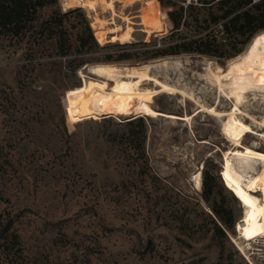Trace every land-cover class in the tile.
<instances>
[{
	"label": "rangeland",
	"instance_id": "374dc122",
	"mask_svg": "<svg viewBox=\"0 0 264 264\" xmlns=\"http://www.w3.org/2000/svg\"><path fill=\"white\" fill-rule=\"evenodd\" d=\"M154 3L58 0L63 12L83 11L101 47L79 50L73 34L66 56L37 29L0 34V213L13 219L16 234L0 240V264H264V238H239L244 208L221 178L226 161L238 168V155L264 153V86L242 94L233 117L248 131L235 147L223 134L229 117L207 112L233 109L227 88L236 75L224 90L208 83L228 61L183 55L164 58L167 65L135 57L105 63L137 49L107 43L140 42L165 29ZM52 8L39 12V22ZM256 35L248 45L263 47L264 32ZM78 62L86 64L75 72ZM95 64L118 67L132 96L117 97L116 84L89 72ZM139 116L142 149L125 125ZM252 162L243 184L263 170V161ZM205 172L218 176L236 220L224 239L213 235L201 197ZM252 190L264 204V173Z\"/></svg>",
	"mask_w": 264,
	"mask_h": 264
},
{
	"label": "trees",
	"instance_id": "16d2710c",
	"mask_svg": "<svg viewBox=\"0 0 264 264\" xmlns=\"http://www.w3.org/2000/svg\"><path fill=\"white\" fill-rule=\"evenodd\" d=\"M57 3L58 0H0V34L19 37L37 29L40 35L45 34L47 40H55L62 56L70 53L73 34L79 50L86 45L99 47L83 11L74 8L63 12L54 7ZM47 7L53 8L47 18L39 22V12ZM160 7L164 12L160 11ZM150 9L161 12L165 29L140 42L107 43L137 49L119 53L115 58L107 55L105 63L131 57L148 61L197 55L224 64L243 52L251 39L264 30V0H155ZM71 16L78 17L80 22L68 23ZM85 64L76 63L73 71ZM125 125L129 127L127 137L136 141L138 148L142 149L145 139L143 119L135 117L126 121ZM202 185L201 197L209 207L213 235L224 239L236 221L232 210L223 202L222 191L225 188L218 176L206 172ZM12 226L13 219H3L0 213V240H5L8 235L16 237L13 231L10 232ZM189 264L204 263L198 259ZM217 264L241 263L220 261Z\"/></svg>",
	"mask_w": 264,
	"mask_h": 264
},
{
	"label": "bare ground",
	"instance_id": "6f19581e",
	"mask_svg": "<svg viewBox=\"0 0 264 264\" xmlns=\"http://www.w3.org/2000/svg\"><path fill=\"white\" fill-rule=\"evenodd\" d=\"M64 6H66V4H64ZM150 10L156 11L160 14V21L162 23L163 21H162L161 12L155 9H150ZM157 29H160V28L158 27ZM259 39H258V42L260 41ZM259 45L258 43L256 44L252 43V45H248L243 52H241L236 57L228 60V65L225 70H222L221 72H216V73L212 72L211 73L212 76L208 79V83L210 85H213V87H217L219 90H224L223 87L228 85L227 83L232 80L234 75H236V77L238 78V82H236L237 84L234 87V89L227 88L228 93L230 92L232 96L234 97V104H233L234 106H233L232 111L227 112V113L207 111L217 116L224 114L229 117L228 121L223 124V128H222L223 134L232 142V144L235 147L241 146L240 139L244 135H246V132L248 131L246 126L242 124L240 120H237L233 117V115L236 114L234 113V111H237L238 113L240 112V109L238 108L237 105L241 103L240 100H241V97H243L242 94L249 92L250 89H252L253 87H256L258 89V88H261V86H264V45H262L263 47ZM163 59H157V61H164L165 62L164 64L167 65L166 60L165 59L163 60ZM173 65L176 66L178 65V63L176 62V64H172V66ZM89 72L98 78H102V80H105L108 84H116L114 92L116 93L117 97L123 98L126 96H132L126 83H124L121 80V78L125 77V74H123L118 69V67L116 68V66H114L113 64H95L89 67ZM151 78L148 80H151ZM223 81H226V82H223ZM204 108H202V110H204ZM238 156H239L238 168L229 169L228 162L226 161L221 171V178L226 188H228L234 194V196L241 203V206L244 208L243 210L244 214L242 215L241 220L236 225L238 235L240 239H243L245 241L256 239L257 237L261 235L264 238V204H262L259 201L258 197L255 196L252 190V186L256 183L259 177L264 173V167L262 171L260 170L261 172L252 174L251 177L248 179L247 184L242 183V173L252 172L251 163H253L252 161L254 159H258L260 161H263L264 163V153H261L260 155V154L251 152L250 154H246L245 156L241 154ZM262 165L264 166V164ZM196 185L197 187H199L201 184L199 183V181H197Z\"/></svg>",
	"mask_w": 264,
	"mask_h": 264
}]
</instances>
